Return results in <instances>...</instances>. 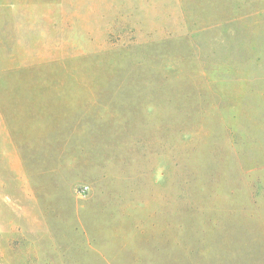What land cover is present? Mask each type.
Masks as SVG:
<instances>
[{
    "label": "rangeland",
    "instance_id": "374dc122",
    "mask_svg": "<svg viewBox=\"0 0 264 264\" xmlns=\"http://www.w3.org/2000/svg\"><path fill=\"white\" fill-rule=\"evenodd\" d=\"M0 264H264V0H0Z\"/></svg>",
    "mask_w": 264,
    "mask_h": 264
}]
</instances>
